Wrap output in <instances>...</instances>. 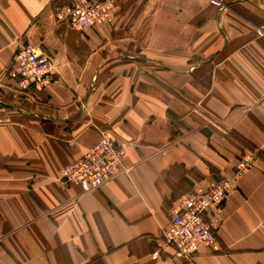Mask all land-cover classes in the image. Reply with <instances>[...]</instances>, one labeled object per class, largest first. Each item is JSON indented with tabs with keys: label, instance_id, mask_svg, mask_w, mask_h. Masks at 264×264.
<instances>
[{
	"label": "crops",
	"instance_id": "0c3cea01",
	"mask_svg": "<svg viewBox=\"0 0 264 264\" xmlns=\"http://www.w3.org/2000/svg\"><path fill=\"white\" fill-rule=\"evenodd\" d=\"M71 0H0V264H264V0H117L74 31ZM51 62L45 90L4 70L21 46ZM125 173L83 193L60 171L101 136ZM251 168L213 248L159 239L175 201Z\"/></svg>",
	"mask_w": 264,
	"mask_h": 264
},
{
	"label": "built area",
	"instance_id": "2783aa9c",
	"mask_svg": "<svg viewBox=\"0 0 264 264\" xmlns=\"http://www.w3.org/2000/svg\"><path fill=\"white\" fill-rule=\"evenodd\" d=\"M117 0H71L55 13L57 20L74 31L94 25L111 23ZM51 62L39 48L26 45L14 53L4 73L17 83V90H45L52 82ZM124 154L117 144L102 135L82 156L60 171L64 185H77L83 193L98 190L125 173ZM255 160V153L245 151L230 176L212 183L207 189H197L179 198L171 208V220L158 240L161 246L172 248L174 255L191 258L200 248H213L215 234L221 223L222 210L228 194Z\"/></svg>",
	"mask_w": 264,
	"mask_h": 264
}]
</instances>
